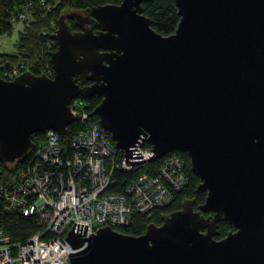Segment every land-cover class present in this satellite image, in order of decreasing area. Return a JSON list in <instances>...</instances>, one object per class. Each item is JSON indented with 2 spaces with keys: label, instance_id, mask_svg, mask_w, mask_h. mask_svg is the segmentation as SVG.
<instances>
[{
  "label": "water",
  "instance_id": "water-1",
  "mask_svg": "<svg viewBox=\"0 0 264 264\" xmlns=\"http://www.w3.org/2000/svg\"><path fill=\"white\" fill-rule=\"evenodd\" d=\"M173 1L171 36L143 15L150 0L91 9L94 28L79 32L61 16L53 76L0 78L4 166L24 161L36 134L65 136L70 101L95 96L90 116L124 162L141 141L150 162L181 153L206 194L197 210L183 201L139 237L69 231L70 264H264V0ZM219 223L235 231L216 240Z\"/></svg>",
  "mask_w": 264,
  "mask_h": 264
},
{
  "label": "built area",
  "instance_id": "built-area-1",
  "mask_svg": "<svg viewBox=\"0 0 264 264\" xmlns=\"http://www.w3.org/2000/svg\"><path fill=\"white\" fill-rule=\"evenodd\" d=\"M59 3L60 0H57ZM39 15L53 8L43 5ZM55 3V4H57ZM32 2H22L20 10L9 12L13 32L29 29L34 23ZM53 36L57 30L49 21ZM56 46L50 38L46 47ZM28 71L18 63L12 69L1 70L0 78L12 81ZM53 70L44 68L51 78ZM31 73V72H30ZM70 113L78 129L67 153L60 135L48 130L27 156V161L11 188L0 186V212L33 217L38 232L23 243H13L0 228V264H70L74 253L66 241L74 230L90 237L100 228L127 227L133 215L149 218L152 212L166 208L174 194L187 188L184 162L168 156L154 176L142 174L126 186L122 193H112L109 186L115 171L130 172L133 167L147 166L153 153L141 141L132 149L130 164L121 158L97 119L90 116L87 104L79 97L70 101Z\"/></svg>",
  "mask_w": 264,
  "mask_h": 264
},
{
  "label": "trees",
  "instance_id": "trees-1",
  "mask_svg": "<svg viewBox=\"0 0 264 264\" xmlns=\"http://www.w3.org/2000/svg\"><path fill=\"white\" fill-rule=\"evenodd\" d=\"M30 1L34 6L33 16L36 21L30 25L29 29L16 32L17 43L16 52L14 54L8 55L0 53V76L1 70L12 69V67L18 63L25 64L28 71L35 76H42V72L47 66L48 69H51L49 56L51 53H54L57 48L56 46L52 48L46 47L48 40L52 37L50 36V32L53 30V27L49 24L50 20L54 21V24L57 25L58 19L66 13L79 12L85 15L89 10L99 6H117L122 3V0H60L59 3H57V0H44L43 5L55 7L45 16L43 14L39 15L40 9H42L41 0H0V36L10 35V33L13 32V29H11L12 24L10 23L9 12L14 9L20 10V4L22 2L25 3ZM141 7L143 15L152 22L151 28L154 32L161 36H171L175 33L174 31L179 24V17L173 0H150V2H144ZM67 24L71 27L72 31L75 32L77 30L76 26L73 24L69 22H67ZM84 102L87 104L90 112L100 104V101L96 97L89 98V100ZM94 119L96 118L94 117ZM77 129V124H72L67 129L66 135L60 136L61 146H63L67 153L70 152V142L77 132ZM42 139V134L32 136L31 141L33 147ZM144 148H150L148 142L145 143ZM172 155L177 156L184 162L188 184L187 188L180 191L178 194H174V199L168 207L153 211L149 218L144 215L135 214L131 217L132 220L127 227L114 229L115 231H119L125 236L139 237L146 231L149 224L160 226L162 217L168 216L171 212L180 210L183 201L194 200L193 205L195 210H197L198 206L203 204L206 194L197 191L200 182L196 176L190 173L187 158L185 155L177 152L169 154L168 156ZM120 160L121 156L118 154L117 161L120 162ZM164 160L165 158L149 162L145 167H133L130 172L124 173L120 170L115 171L112 183L109 186V191L112 193H122L128 184L135 181L136 178L142 174L150 176L156 175L158 168L163 164L162 162ZM26 161L27 158L14 165L5 166L0 163V186L5 189L13 187L17 183V176L24 167ZM0 228L10 236L11 242L13 243H23L38 232L37 223L33 217H24L20 214H5L3 212H0ZM217 231L218 234L215 236V239L222 240L226 238L227 234L235 230L227 223H219Z\"/></svg>",
  "mask_w": 264,
  "mask_h": 264
},
{
  "label": "flooded vegetation",
  "instance_id": "flooded-vegetation-1",
  "mask_svg": "<svg viewBox=\"0 0 264 264\" xmlns=\"http://www.w3.org/2000/svg\"><path fill=\"white\" fill-rule=\"evenodd\" d=\"M65 15H67L66 21L73 24L74 26H76V28H77L76 31H78V32L83 30V29L93 27L92 19L88 16V14L84 15V14L79 13V12H74V13H66ZM71 16H74V18H70ZM77 20H79L78 21L79 23L77 22ZM94 31L96 32V29H94ZM76 80H77L76 84L79 85L80 88H87V87L92 85V82H90L89 80L84 81V80H80L79 78H77Z\"/></svg>",
  "mask_w": 264,
  "mask_h": 264
},
{
  "label": "rangeland",
  "instance_id": "rangeland-1",
  "mask_svg": "<svg viewBox=\"0 0 264 264\" xmlns=\"http://www.w3.org/2000/svg\"><path fill=\"white\" fill-rule=\"evenodd\" d=\"M17 33L12 32L10 35L0 36V53L14 54L16 52Z\"/></svg>",
  "mask_w": 264,
  "mask_h": 264
}]
</instances>
